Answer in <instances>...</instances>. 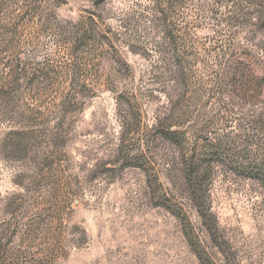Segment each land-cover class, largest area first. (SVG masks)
<instances>
[{
	"label": "rangeland",
	"instance_id": "obj_1",
	"mask_svg": "<svg viewBox=\"0 0 264 264\" xmlns=\"http://www.w3.org/2000/svg\"><path fill=\"white\" fill-rule=\"evenodd\" d=\"M1 231L0 264H264V0H0Z\"/></svg>",
	"mask_w": 264,
	"mask_h": 264
},
{
	"label": "trees",
	"instance_id": "obj_2",
	"mask_svg": "<svg viewBox=\"0 0 264 264\" xmlns=\"http://www.w3.org/2000/svg\"><path fill=\"white\" fill-rule=\"evenodd\" d=\"M198 192H196V193H198ZM206 213L207 212L203 209L198 210V214L202 218L203 227L206 231V234L209 235L210 239L213 242H216V236H217L216 235V231H217L216 225H215L214 221H211L212 217L210 218V216H207ZM5 239H7V241H8L6 244L3 243V241ZM9 239H10V237L6 236L5 231L0 232V254H2L3 256L6 253V246L10 243Z\"/></svg>",
	"mask_w": 264,
	"mask_h": 264
}]
</instances>
